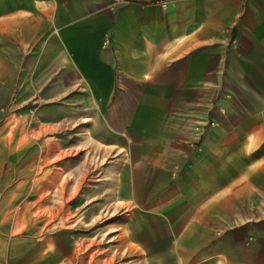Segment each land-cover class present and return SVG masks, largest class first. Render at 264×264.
<instances>
[{
    "label": "rangeland",
    "instance_id": "rangeland-1",
    "mask_svg": "<svg viewBox=\"0 0 264 264\" xmlns=\"http://www.w3.org/2000/svg\"><path fill=\"white\" fill-rule=\"evenodd\" d=\"M6 27L0 21V264L256 257L264 245V175L243 170L257 168V149L227 156L237 144L210 141L211 110L189 127L192 152L179 161L146 127L104 126V114L113 122L112 95L99 103L83 92L80 76L65 68L63 42L55 50L49 30L29 31L25 54L12 62L8 52L17 55V44L10 37L8 45ZM232 197L244 200L233 204ZM113 204L117 210L107 212Z\"/></svg>",
    "mask_w": 264,
    "mask_h": 264
},
{
    "label": "crops",
    "instance_id": "crops-1",
    "mask_svg": "<svg viewBox=\"0 0 264 264\" xmlns=\"http://www.w3.org/2000/svg\"><path fill=\"white\" fill-rule=\"evenodd\" d=\"M132 1L0 0L8 45L17 44L9 61L25 54L29 31L49 30L55 50L58 39L66 46L65 68L80 76L83 92L99 103L112 95L113 122L104 114V126L120 120L146 127L153 141L168 143L164 154L179 161L192 152L189 127L211 110L210 141L237 144L231 158L257 149V168L243 172L264 175V0H175L165 9ZM218 94L225 95L219 102ZM257 250L236 264H264V245Z\"/></svg>",
    "mask_w": 264,
    "mask_h": 264
},
{
    "label": "built area",
    "instance_id": "built-area-1",
    "mask_svg": "<svg viewBox=\"0 0 264 264\" xmlns=\"http://www.w3.org/2000/svg\"><path fill=\"white\" fill-rule=\"evenodd\" d=\"M114 2H122V3H132V0H113ZM175 0H142V3L144 2V5L147 6H153L157 7L159 9H165L167 6ZM107 42V40H104V43Z\"/></svg>",
    "mask_w": 264,
    "mask_h": 264
}]
</instances>
